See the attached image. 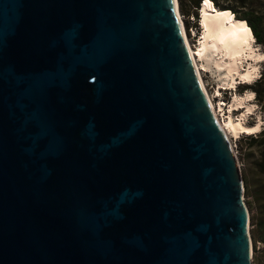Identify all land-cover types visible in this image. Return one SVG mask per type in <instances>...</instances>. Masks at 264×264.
<instances>
[{"label":"water","instance_id":"obj_1","mask_svg":"<svg viewBox=\"0 0 264 264\" xmlns=\"http://www.w3.org/2000/svg\"><path fill=\"white\" fill-rule=\"evenodd\" d=\"M244 190L176 0H0V264H252Z\"/></svg>","mask_w":264,"mask_h":264},{"label":"rangeland","instance_id":"obj_2","mask_svg":"<svg viewBox=\"0 0 264 264\" xmlns=\"http://www.w3.org/2000/svg\"><path fill=\"white\" fill-rule=\"evenodd\" d=\"M185 8L184 11L180 10L182 15V19L184 21L185 29L188 34V38L192 47H197L199 36L201 33L200 29V13L197 9V16L194 15L193 11H195L194 7L188 4L186 0H184ZM254 36V34H253ZM255 37L253 38V41ZM254 47L258 48L259 51L264 52V44L254 42ZM252 61L251 59H247L246 61L241 62L240 70L247 66V62ZM255 66H257V73L254 78L247 82L246 84L241 82V78H243L240 74H235V83L231 85L229 77L225 75V71L216 70L212 67H209L208 71L202 72V76L206 85V88L215 104L222 102V105L225 103V106L218 111L219 117L222 120H227L228 114L230 113L232 119L234 121L241 118L242 113L245 111L246 106H232L231 103L235 96L243 97L248 91H253L252 98L250 100H246V103L253 105V110L244 116V123L246 125L254 126L256 123H260V127L258 129L246 130L248 132L245 133H254L253 135L241 137L240 131L237 135L229 133L232 144L237 153V158L240 164V170L242 173V177L244 174L248 175L249 178L257 185L255 187V192L253 196H247L244 192L243 199L248 207L249 215L251 213L250 207L247 203L248 200H256V197L260 196L259 193V183L264 178V175L261 174L258 170V161L261 158L262 153L264 152V134H258L262 129H264V58L261 61H253ZM200 63H204V61H200ZM262 75V76H261ZM257 82H254L257 80ZM254 83V84H253ZM232 87V90L229 89ZM256 90H259L261 94L255 97ZM262 99V100H261ZM257 137L255 139L254 137ZM257 191V192H256ZM252 212H255L258 217V223L256 225L249 224V231L251 236L252 248H251V260L252 264H264V212L259 208L258 202H255L253 205ZM255 230V238L252 235V232Z\"/></svg>","mask_w":264,"mask_h":264},{"label":"bare ground","instance_id":"obj_3","mask_svg":"<svg viewBox=\"0 0 264 264\" xmlns=\"http://www.w3.org/2000/svg\"><path fill=\"white\" fill-rule=\"evenodd\" d=\"M176 7L185 30L209 107L216 122L221 127L227 141L232 147L238 169L240 170L237 153L232 144L229 133L237 135L244 129L245 132H248L246 130L258 129L260 127V123L250 126L243 122L244 116L253 110V105L245 102L252 98L253 91H248L243 97L235 96L233 98L230 110L233 106H246L240 119L234 121L229 113L227 120H222L218 113L223 106L222 102L218 101L217 104L213 102L206 88L202 72L208 71L209 67L214 65L215 67L212 68L217 71L224 69L225 75L229 77L231 85H234L235 83V74H240L247 82H249L257 73V66H255L253 61L256 62L263 60L264 52L259 51L258 48L254 47L253 32L245 20L236 19L230 10H223L217 7L211 0H204L201 2L199 7L202 28L200 33L201 36L198 38L199 41L197 47H192L179 10V0H176ZM247 59H251L252 61L247 62V66L241 71V62L244 60L246 61ZM200 61H204V63L201 64Z\"/></svg>","mask_w":264,"mask_h":264},{"label":"trees","instance_id":"obj_4","mask_svg":"<svg viewBox=\"0 0 264 264\" xmlns=\"http://www.w3.org/2000/svg\"><path fill=\"white\" fill-rule=\"evenodd\" d=\"M189 5L194 7L195 11H193L194 15L197 16V9L200 7V3L202 0H186ZM217 7L223 10H230L232 15L236 19H242L247 22L249 27L251 28L255 40L258 43L264 44V0H211ZM179 7L180 10L184 11L185 4L184 0H179ZM200 9V8H199ZM262 76V75H261ZM255 80L254 82H257ZM254 84V83H253ZM255 97L257 98L258 94L260 95L261 92L256 90ZM262 100V99H261ZM263 133L264 129H262L258 134ZM251 134H242L241 137H246L253 135ZM257 139V137H254ZM258 170L261 174L264 175V152L261 155L258 163ZM244 181V192L247 196H253L255 192V183L249 178V176L244 174L243 176ZM257 192V191H256ZM259 193L260 196L256 197V200H248L247 203L250 207V223L252 225H256L258 223V217L255 212H252L253 205L255 202H258L259 208L261 211L264 212V178L259 183ZM255 230L252 232L253 237L255 238Z\"/></svg>","mask_w":264,"mask_h":264}]
</instances>
